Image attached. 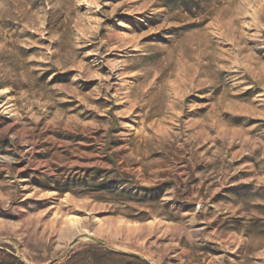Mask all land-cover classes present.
Here are the masks:
<instances>
[{
    "label": "rangeland",
    "instance_id": "obj_1",
    "mask_svg": "<svg viewBox=\"0 0 264 264\" xmlns=\"http://www.w3.org/2000/svg\"><path fill=\"white\" fill-rule=\"evenodd\" d=\"M0 264H264V0H0Z\"/></svg>",
    "mask_w": 264,
    "mask_h": 264
},
{
    "label": "trees",
    "instance_id": "obj_2",
    "mask_svg": "<svg viewBox=\"0 0 264 264\" xmlns=\"http://www.w3.org/2000/svg\"><path fill=\"white\" fill-rule=\"evenodd\" d=\"M101 244H103L104 242H102V241H99Z\"/></svg>",
    "mask_w": 264,
    "mask_h": 264
}]
</instances>
